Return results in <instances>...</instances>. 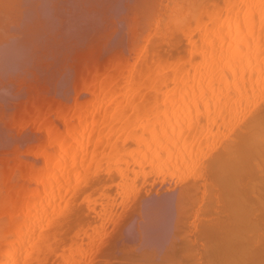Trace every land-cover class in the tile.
<instances>
[{
  "label": "bare ground",
  "instance_id": "obj_1",
  "mask_svg": "<svg viewBox=\"0 0 264 264\" xmlns=\"http://www.w3.org/2000/svg\"><path fill=\"white\" fill-rule=\"evenodd\" d=\"M11 34L15 51L58 42L28 52L39 80L61 46L82 72L53 69L71 76L58 94L50 68V121L1 111L43 136L0 175V264H264V0H0V45Z\"/></svg>",
  "mask_w": 264,
  "mask_h": 264
},
{
  "label": "rangeland",
  "instance_id": "obj_2",
  "mask_svg": "<svg viewBox=\"0 0 264 264\" xmlns=\"http://www.w3.org/2000/svg\"><path fill=\"white\" fill-rule=\"evenodd\" d=\"M50 9H51V8H50ZM49 11H50V10H49ZM51 13H52V11H51ZM56 22H57V21H56ZM121 22H123V21H121ZM121 22H120V23H121ZM121 24H123V23H121ZM119 25H120V24H119ZM54 26H55V25H54ZM54 26H52V28H54ZM56 26H57V25H56ZM56 26H55V27H56ZM121 26H122V25H121ZM52 28L50 29V30H52V32L49 30L50 32L47 31L48 34L46 35V37H47V36L49 35V33H50V35H49L48 37L50 38V36H51V39H52V37H53V36H52V35H53V30L59 29V28H57V27H56V29H52ZM122 29H123V27H122ZM59 30H60V29H59ZM59 30L54 31V34H55V32L58 31V32H60V34L62 35L61 30H60V31H59ZM126 31H127V29H126ZM47 32H45V34H46ZM58 32H57V33H58ZM51 33H52V35H51ZM57 33H56V36H57V35H60L59 33H58V34H57ZM127 33H128V31L126 32V34H127ZM45 34H44V33H43V34L41 33V35L44 36V37H45ZM61 35H60V36H57V37L55 36L54 38H55V39H56V38L58 39V37H59V38L62 37ZM127 35H128V34H127ZM8 36H10V37H13V36H12V34H11V35H7V36L5 37V41L8 40L7 42H9L10 44L5 42V43H3V45L1 44L0 46H1V48H5V49H2L3 52H6L5 50H8V48H10V47H11L12 50L9 49V50H11V51H10L11 54L9 53V51H7L5 54H3V52H0V54L2 53L1 56H0V60H1V58H2V60H3L2 62L6 61V62H4V63H2V64H5V65H6V63H8V62H7L8 60H10V59H12V58L15 59V57H16V60L12 59V61H11V60L9 61V62H11V65H12L15 61H17V57L20 55V54H19L20 52H21V54L25 53L23 56L20 55V57H23L22 59H24V57H26V58H25L26 60H22V59H20V57H18V60L20 59V61H17V63H18V62L20 63L21 60H22V62L25 61L24 64H26V62L28 61V60H27V59H28L27 56H29V58H30V57H32V58L30 59L31 61H28V63H27V64L30 63L29 65H27V64H26V65H23V63L21 62V64L18 63V66H17V65H16L17 63L15 62L16 64L14 63V65L17 66V68L15 67V69H13L14 66H11L10 63L8 64L9 66L6 65L7 68H6V66H4V68H6L7 71L9 70L8 73L11 72V74H9L10 77H9V75H7L8 73H7V74H3L2 71H3L4 68H3V66H1L2 70L0 71V75H1L0 83H3V82H4V83H6V84L9 85V86H10L11 84H13V85H11L12 90H11L10 87H9L10 90L7 89V91L9 90L8 92H6V89H4V90L1 91L2 88L6 87V84H4V86H3L2 88L0 87V88H1V89H0V92H1V93H0V104H1V105H0V114H1V111H2V112L4 113L3 115L6 114V116H7V117H6V116H1V117H3V119H2V118L0 119V153L2 154V155L0 154V165H2V166H0V169H2V170H0V175H2V174L5 175L6 173H8V174H10V175H12V173H13V174L15 175L16 172H17V171H16L17 168L14 169V166H15L16 164H18V161H19V163H21V162H22V159H23L24 161L27 160V159H26V160L24 159L25 157L22 155V152L20 153L19 151H22V149H24V147H25L26 145H29V144L32 142L31 140H33L34 138H35V140H36V139H37V136L39 137L40 135H42V133H41V132L39 133V131H38V133H32V132H33L32 130L29 131V132H31V134H29L27 131H25V129L20 128V127H18V128L15 127L16 125L11 124L10 121L7 120V119H8V118H12V119L15 118L16 120L19 119L20 122L22 121L21 123H23V121H24V122H26V121H27V122H28V121H29V122H30V121H31V122H33V121H35V122H43L42 120H44V122H45V121H50V120H49V119H50L49 115H50L52 112H51L49 109H52V107H54V105H55V107H54L55 109H56V107H58V108H61V107H62V104H59V106H58V104H57V102H56V101H57L56 98H59V99H60V98H61L60 96H62L63 93H62L61 95H59L58 97L55 96V95H57V94H56V92H54V90H55V89H54V88H55L54 86H56V85L59 84V87H57V86H56V87H57V90H58V88H59V90H60V84H61V83H62V84H63V83H66V81H67V80H66L65 82H62V81L65 80V77L68 78V77H71V76H68V77H67V75L64 74V75H66V76H65L64 79L61 81V83H58V82H60V81H59L57 78H59V75H60V74L62 75V76H60V77L62 78V77L64 76L62 73H67V71H66V70H68L67 67H69V69H71V68L73 67V66L71 67V65H68L69 63L67 64V61H66V58H65L66 55L69 54L70 52L67 53V51L64 52L63 50H61V49H62V46H61V47H60V51H62V53H66V54H65V57H64V55H63L62 53H60L59 50H58L57 53L59 52L60 55H61V54L63 55V56H59V55L56 53V50H57L59 47H58V46H57L58 48L55 47V50H54V49H53V48H54V45H53V48H51L50 50L53 49V50L55 51V53H56L59 57H63V58H62L63 60L60 58L61 61H64V60H65V61H66V64H67L68 66H67V65H64V64H65V61H64V64L62 63L63 67H64V66L66 67V68L64 67V68L66 69L65 72H64V71H63V68H62V65L59 64L60 67H61V70H62L63 72L60 73V74H58V75H55V73L57 72L56 70H60V69H56V68H58L59 66L55 67V66L58 65V64L56 63V65H55V64L53 63V62H54V61H53V62H52L53 65H52V66H54V65H55V66H54L53 68H52V67H50V68L52 69L51 71H52L53 73L55 72V73L53 74V77H55V79L52 80V79H50L51 77H49V79H47V73H50V72H51V71H49L50 68L47 67V66H48L49 64L51 65V63H50V61H47V59L49 60V58L45 57V56H47V50L45 51V53H46V55H45L44 52H43V50H44L43 47H46V46H44L45 44L50 45V43H46V42L48 41V40H47L48 37H47V38L45 37L46 40H47V41H45V38H44V37L38 35V38H37L38 40H40L41 37H42L44 40L42 39V40H40V41H41L42 43H44V41H45V44H44V45L41 44L40 42H38V43H40V44L43 46V47H41L42 49L40 48L41 45L39 44L38 47H37V46L35 47V45H33L34 47H26V48H24V49L19 50V51H20V52H19V51H15V49L18 50V49L16 48V45H15V44H17V39H19L18 42H20V39H21L22 37H21V38H20V37H19V38H14V37H13V38L10 39V40H11V41H10V40L8 39ZM14 36H15V35H14ZM10 37H9V38H10ZM15 37H16V36H15ZM127 37H128V36H127ZM127 37H126V38H127ZM39 38H40V39H39ZM65 38H66V37H65ZM65 38H64V41H65ZM15 39H16V40H15ZM37 39H35V42L38 41ZM51 39H50V40H51ZM60 39L63 40V38H60ZM60 39L57 40L59 43L62 42V40H60ZM66 39H67V38H66ZM84 39H85V41H87L86 38H84ZM84 39H83V40H84ZM59 40H60V41H59ZM68 40H69V38H68L66 41H68ZM70 40H71V39H70ZM14 41H15V43H14L15 48H14V46H13V42H14ZM55 41H56V40L52 41V43L55 42ZM64 41H63V43H64ZM66 41H65V43H66ZM85 41H84V42H85ZM58 42H57V43H58ZM72 42H73V43H81L80 40H79V42H78V41H77V42H75V41L67 42L68 47H71V46H72V45L70 44V43H72ZM82 42H83V41H82ZM84 42H83V43H84ZM52 43H51V45H52ZM57 43L55 42V43H53V44H57ZM63 43H62V44H63ZM83 43H82V44H83ZM126 43H127V41H126ZM85 44H86V43H85ZM102 44H103V43H101V47H103L102 49H105V45H102ZM37 45H38V44H37ZM51 45H50V46H51ZM59 45H61V44H59ZM70 45H71V46H70ZM5 46H6V47H5ZM12 46H13V48H12ZM31 46H32V45H31ZM55 46H56V45H55ZM63 46H64V44H63ZM75 46H76V45H75ZM77 46H79V44H77ZM7 47H8V48H7ZM47 47H49V46H47ZM65 47H67V46H65ZM65 47H64L63 49H65ZM101 47H100L99 49H101ZM127 47H128V46H127ZM127 47H126V49L128 50ZM30 48H31V50H29ZM32 48H37V50H38V48H40L41 52H42L45 56H42L43 54H42L41 52H39V50H38V52H37V51H35V49L32 50ZM49 48H50V47H49ZM49 48H48V51L50 52ZM56 48H57V49H56ZM73 48H74V47H72V48H70V49L73 50ZM75 48H76V47H75ZM75 48H74V49H75ZM82 48H83V47H82ZM26 49L29 50V51H26ZM66 49H67V48H66ZM66 49H65V50H66ZM68 49H69V48H68ZM99 49H98V50H99ZM0 50H1V49H0ZM22 50H23L24 52H23ZM53 50H52V54L49 53V52H48V53H49V55H51V57H52V55H53L54 60H55V59L57 60V59H58V58H57L58 56L55 57V55L53 54V53H54ZM71 50H68V51H71ZM12 51L14 52V54H12ZM30 51H31V53H30ZM32 51H33L34 53H33ZM73 51H74V50H73ZM101 51H102V50H99L100 53H101ZM26 52H27V53H26ZM28 52H29V54H31V55H32V53H33V56L36 54V52H37V53H41L42 55L39 54V55H41V56H40L41 58H39V59H40V63H42V64H43L44 62H42L41 59L44 58L43 60H45V58H47L45 61L49 62V64L46 65V64L44 63V65H46V67L48 68V71L46 70L47 72H44V71H43V73H44V74H43V76H44L43 81H44V79H45L44 82H43L41 79L39 80V78H38V75H40V74H39V71L41 70V68H39V67H41L42 65L39 64L38 66H36V68H34V67H35L34 65H37V64H35L34 62H36V60L39 61V60H38V57H39V56H38V55L35 56V57H37V59L34 60L35 57L29 55ZM71 52H72V51H71ZM99 52H98V53H99ZM127 52H128V51H126V53H127ZM81 53H82V52H81ZM84 53H85V51H84ZM98 53H94V54H95V55H98ZM100 53H99V57H101V56H100ZM103 53H104V51H103ZM16 54H17V55L19 54V55L17 56ZM27 54H28V55H27ZM71 54H72L73 56H75V54H73V53H71ZM87 54H88V53H87ZM90 54H92V53H89L88 55L90 56ZM104 54H105V53H104ZM104 54L101 53V55L105 57ZM128 54H129V53H127V55H128ZM10 55H11V56L13 55V56L11 57ZM14 55H15V57H14ZM25 55H26V56H25ZM49 55H48V56H49ZM72 55H69V57H68L69 59H71L70 61H73L72 59L75 58V57L72 58V57H73ZM78 55H79V58H80V59H81V58H84L85 56L87 57L86 54H78ZM81 55H82V57H81ZM83 55H84V56H83ZM67 56H68V55H67ZM92 56H94V55H92ZM128 56H129V55H128ZM4 57H6V58L8 57V58H10V59H7V60H6V58L3 59ZM42 57H43V58H42ZM49 57H50V56H49ZM70 57H71V58H70ZM86 57H85V58H86ZM53 58H50V59H53ZM64 58H65V59H64ZM101 58H103V57H101ZM60 59H58V60H60ZM13 60H14V62H13ZM32 60H33V61H32ZM56 60H55V61H56ZM58 60H57V61H58ZM74 60H75V59H74ZM76 60H77V58H76ZM76 60H75V61H76ZM75 61H74V62H75ZM59 62H60V61H59ZM59 62H58V63H59ZM68 62H69V61H68ZM76 62H79V60L76 61ZM76 62H75V63H76ZM38 63H39V62H38ZM60 63H61V62H60ZM72 63H73V62H72ZM72 63H71V64H72ZM2 64H1V65H2ZM19 65H20V66L22 65V66L19 67ZM30 65H31V67H32L31 69H34V70H31V71L28 70V72H31V73H32V72L34 71L35 73H37V77H36V78H35L34 75H33V74H35V73H32V74H31V73H27V74H26V72L24 71V70L30 69V68H29ZM50 65H49V66H50ZM72 65H74V63H73ZM10 66H11V67H10ZM24 66H25V69H24ZM12 67H13V68H12ZM22 67H23V68H22ZM26 67H28V68H26ZM42 67L44 68L45 66H42ZM60 67H59V68H60ZM1 68H0V69H1ZM10 68H12L13 70L10 71ZM37 68H39L40 70L38 69V70H39V71H38ZM18 69H19V70H20V69H21V70L23 69L21 72H22L23 74H25L26 77L21 73V75H23V77H24V78H23V77L20 75V71H19ZM53 69H56V70H53ZM77 69H80V67H78V68L75 69V65H74L73 70H68L69 72L73 71V72H72L73 74L70 73L72 76H74L73 78H75V76H78V75L80 74L79 71H81V69L78 71L79 73L76 72L77 75H75V71H76ZM6 70H4L5 73H6ZM35 70H37L38 72L35 71ZM42 70H45V69H42ZM1 72H2V73H1ZM12 72H13V75H14V76H16L17 73L19 72V74H18V76L20 75L19 77H22L23 79H26L27 81H28V80H32V81H34V82H32V81H28V82H26V84H25V83H24L25 81H21V80H19L20 78H18V76H16L17 78L14 77V76L12 75ZM24 72H25V73H24ZM69 72H68V74H69ZM81 72H82V71H81ZM41 73H42V71H41ZM57 73H59V72H57ZM45 74H46V78H45ZM50 74H51V73H50ZM50 74H49V75H50ZM70 74H69V75H70ZM2 75L6 76V77L8 76V78H7V79H6L5 77L3 78ZM11 75H12V77H14V80H15V78H16V79H18V81H20L21 83H19L18 81L15 80V81L17 82V84H15L14 82H12L13 79H12V81L10 82L9 79L12 78ZM41 75H42V74H41ZM30 76H32V77H30ZM51 76H52V74H51ZM56 76H58V77L56 78ZM39 77H40V76H39ZM27 78H29V79H27ZM32 78H34V80H33ZM61 78H60V79H61ZM73 78H71V79L73 80ZM37 79H38V80H37ZM46 79L49 80L50 82H51V81L54 82V83H53V82L51 83L52 86H53V84H55V85H54L53 87H51V85L49 84L48 81H47V82H48L49 85L46 83ZM71 79H70V84L68 83V85H70L69 87H71L72 84L74 85V82H75V80H74V82L72 83V80H71ZM75 79H76V78H75ZM54 80H57L58 82L55 83ZM2 81H3V82H2ZM7 81H8V83L10 82V84H8ZM36 81H37V82H36ZM41 81H42V82H41ZM68 81H69V79H68ZM22 82H23V83H22ZM30 82H32V83H30ZM18 83H19V84H18ZM33 83H35V84L33 85ZM71 83H72V84H71ZM14 84H15V86H14ZM29 84H31L30 87H29ZM39 84H41V85H39ZM16 85H18V88H17ZM35 85H36L37 87H35ZM47 85L54 89V90L52 89L53 92L50 91L51 88H49ZM68 85H66V86L63 88L64 90L62 89L63 92L65 91V88H66V89L68 88ZM73 85H72V87L70 88V90L72 89V91H71V92L67 91V92H69V93L66 92L67 94L65 93L66 95H69V94L71 93V94H70V95H72V96H70L71 98L75 97V92L78 91V90H76V88H77L76 84H75L76 87L73 86ZM12 86H13V87H12ZM19 86H20V87H19ZM38 86H39V87H42V88L39 89ZM45 86H46V87H45ZM63 86H64V85H63ZM24 87H27V88H24ZM31 87H32V90H31ZM33 87H34V89H33ZM61 87H62V85H61ZM74 87H75V89H73ZM7 88H8V86H7ZM15 88L17 89V91L14 90ZM36 88H37V89H36ZM38 89H39V90H38ZM77 89H78V88H77ZM13 90H14V91H13ZM29 90H30V91H29ZM34 90H35V93H36V94L34 93ZM37 90H38L39 92H37ZM44 90H45V91H44ZM57 90H55V91H57ZM59 90H58V91H59ZM73 90H74L75 92H74ZM15 91H16V92H15ZM32 91H33V92H32ZM43 91H44V92H43ZM58 91H57V93L60 94V93H61V90H60V93H59ZM9 92H10V94H9ZM11 92H12V94H11ZM14 92H15V93H14ZM41 92H43L44 94L41 93ZM49 92H50V93H49ZM13 93H14L15 95H13ZM33 93H34V95H33ZM51 93H53V94H51ZM73 93H74V94H73ZM76 93H77V92H76ZM48 94H49V95H48ZM65 94H64V95H65ZM46 95H47V97H46ZM43 96H44V97H43ZM51 96H52V97H51ZM53 96H54V97H53ZM19 97H20V98H19ZM49 97H50V99H49ZM62 97H63V96H62ZM4 98H5V99H4ZM21 98H22V99H21ZM23 98H24V99H23ZM30 98H31V99H30ZM32 98H33V99H32ZM35 98H36V99H35ZM39 98H40V99H39ZM8 99H9V100H8ZM10 99H11L12 101H13V99H14L15 102L17 103V105H18V103H19L18 101L20 100L21 102H20L19 105H20V107H21L22 109H20L19 105H18V106L15 105V102H14V101H13V103H12V101H11ZM17 99H18V100H17ZM52 99H53V101H51ZM59 99H58V102H59ZM3 100H4V101H3ZM30 100H31V101H30ZM55 100H56V101H55ZM22 101H23V102H22ZM27 101H28V102H27ZM29 101H30V102H29ZM47 101H48V102H47ZM24 102H25V103H24ZM54 102H55V103H54ZM22 103H23V105H21ZM29 103H30V104H29ZM49 103H50V104H49ZM7 104H8V105H7ZM26 104H27V105H26ZM31 105H32V106H31ZM41 105H42V106H41ZM49 105H50V106H49ZM5 106H6V107H5ZM7 106H8V107H7ZM11 106H12V108H10ZM16 106H17V107H16ZM23 106H24V107H23ZM38 106H39V107L41 106V108H42V107L44 108V106H45V108H47V109L44 108V109H43L44 112H45V111L48 112V110H49L48 115H46L45 117H42V119L40 118L41 120H39V117H41V115L44 116V112H43V113H40V112H42V111H41V108H40V110H39V107H38ZM46 106H47V107H46ZM18 107H19V108H18ZM26 107H27V109H26ZM29 107H30V108H29ZM17 108H18V110H17ZM58 108H57V109H58ZM11 109H12V110H11ZM19 109H20V110H19ZM30 109H31V111H32L34 114H35L36 111H37L38 113L36 112L35 116H33L34 114L30 111ZM35 109H36V110H35ZM16 110H17V111H16ZM23 110H25L26 112H27V110H29V111H28L27 113H25V111H23ZM34 110H35V111H34ZM14 111H16V112L14 113ZM18 111H20V112L18 113V115H19L20 118H18V116H16ZM22 111H23V112H22ZM52 111H54V110H52ZM21 113H22V114H21ZM23 113H25V114H23ZM28 113H29L30 116H29V115H26V114H28ZM20 114H21V115H20ZM32 114H33V115H32ZM39 114H40V115H39ZM45 114H46V113H45ZM22 115L25 116L28 120L25 119V117H23ZM36 116H38V117H36ZM4 117L7 118L5 121H4V119H5ZM29 117H30V118H29ZM32 117H34V118H32ZM36 118H37V119H36ZM48 118H49V119H48ZM23 119H24V120H23ZM45 119H48V120H45ZM25 120H26V121H25ZM36 120H37V121H36ZM4 122H5V124H3ZM7 124H8V125H7ZM3 125H4V126H3ZM10 126H11V127H10ZM13 126H14V127H13ZM25 127H27V125H25ZM1 128H2V129H1ZM16 128H17V129H16ZM18 129H19V130H18ZM29 129H30V128H29ZM10 130H11V131H10ZM21 130H22L23 132H22ZM11 132H12V133H11ZM19 132H20V133H19ZM36 132H37V131H36ZM5 133H6V134H5ZM27 133L29 134V137L32 135V136H31L32 139H30V138L28 137V134H27ZM26 134H27V136L24 137ZM17 135H18V136H17ZM42 136H43V135H42ZM42 136H41V137H42ZM10 137H11V138H10ZM27 137H28L29 139H27ZM41 137H40V138H41ZM24 138H25V139H24ZM17 140H19V141H17ZM23 141H24V142H23ZM33 141H34V140H33ZM4 142H5V143H4ZM15 142H16V143H15ZM29 142H30V143H29ZM12 143H13L14 145H12ZM17 143H18V144H17ZM26 143H27V144H26ZM25 144H26V145H25ZM15 145H16V147H15ZM24 145H25V146H24ZM17 146H18V147H17ZM21 146H22V147H21ZM14 148H15V150H13ZM16 148H18V149H16ZM25 148H26V147H25ZM16 150H17L18 152H17ZM16 153H17V154H16ZM18 153H19V154H18ZM20 156H22V158H20ZM4 157H6V158L4 159ZM1 158H3V159H1ZM20 159H21V162H20ZM14 160H16V161H14ZM27 161H28V160H27ZM9 162H10V163H9ZM15 163H16V164H15ZM6 164H7V165H6ZM8 164H9L10 166H9ZM13 165H14V166H13ZM3 166H4V167H3ZM6 166H9V167H7V171H6ZM2 167H3L4 169H3ZM15 167H16V166H15ZM11 168L13 169V171H12ZM11 172H12V173H11ZM14 181H16V180H14ZM14 181H13V182L11 181L10 183H14ZM15 184H16V183H15ZM13 185H14V184H13ZM170 209H171V211H172V208H170ZM106 224H107V223H106ZM106 224L102 227V229H100V231L98 232V233H99L98 235H100L101 233H103V230H104L105 228H107L106 226H108V229H106V231L104 230V233H103L104 235L102 234V235H100V236H98V235L96 236V238H95L96 240L94 239V240L96 241V242L94 241V245H95V243L97 244V241H98V242H100L99 240L103 241V240L107 237L108 234H105V233H108L107 231H109V229L111 228V224H110V223H108L109 225H108V224L106 225ZM109 226H110V227H109ZM103 228H104V229H103ZM100 232H101V233H100ZM109 232H110V231H109ZM105 235H106V237H104ZM98 237H99V238H98ZM101 237L104 238V239H103V240L100 239ZM97 238H98L99 240H97ZM105 240H106V239H105ZM104 242H105V241H103L102 243L100 242L99 244L102 245V244H104ZM99 244H97V245H99ZM97 245H95L94 247H95L96 250H98V252H99V248H100V247L97 249ZM100 249H101V248H100ZM93 250H94V249H93ZM94 252H96V251L94 250ZM98 252H97V253H98ZM97 253H96V254H97ZM94 254H95V253H94ZM94 254H93V256L90 255V256L87 257V258H90V257H91L92 259H94L95 256H96V255L94 256ZM93 257H94V258H93ZM87 258H86V260H85L86 262H84L83 264L87 263V260H88ZM91 258H90V259H91ZM90 259H89V260H90ZM92 259H91V260H92ZM89 260H88V262H91V261H89ZM87 264H90V263H87Z\"/></svg>",
  "mask_w": 264,
  "mask_h": 264
}]
</instances>
